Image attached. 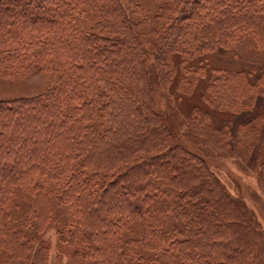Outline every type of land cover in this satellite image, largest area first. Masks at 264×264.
I'll use <instances>...</instances> for the list:
<instances>
[{
    "label": "trees",
    "instance_id": "trees-1",
    "mask_svg": "<svg viewBox=\"0 0 264 264\" xmlns=\"http://www.w3.org/2000/svg\"><path fill=\"white\" fill-rule=\"evenodd\" d=\"M113 1L0 0V74L38 72L53 59L60 63L42 94L0 101V234L7 229L1 213L14 188L39 177L57 188L58 204L72 210L80 228L61 231L60 241L92 264H124L138 244L163 252L168 264H242L239 249H227L238 246L234 241L206 240V212L181 201L183 194L170 188L173 177L139 173L136 165L109 175L95 157L118 129L112 124L100 130L99 120L126 116L115 110L117 98L108 103L99 96L101 90L125 88L126 70L117 63L124 41L103 34L117 33ZM134 15H143L135 4ZM109 20L114 27L106 26ZM168 33L172 50L187 59L227 49L244 35L264 50V0H183ZM263 75L257 84L243 72L218 76L211 91L217 108H252L264 96ZM99 175L106 179L100 182ZM33 191L48 195L43 186ZM135 215L141 240L123 241ZM182 233L188 239L178 241Z\"/></svg>",
    "mask_w": 264,
    "mask_h": 264
},
{
    "label": "rangeland",
    "instance_id": "rangeland-1",
    "mask_svg": "<svg viewBox=\"0 0 264 264\" xmlns=\"http://www.w3.org/2000/svg\"><path fill=\"white\" fill-rule=\"evenodd\" d=\"M134 4L142 16L134 15ZM182 5L183 0L113 1L117 33L103 34L124 41L117 63L126 70L125 88L101 90L99 96L104 102L117 98L115 110L126 116L99 120L100 130L112 124L118 129L95 157L109 175L136 165L139 173L173 177L169 185L183 194L181 201L206 212L203 226L210 244L234 241L238 246L227 249L238 248L242 264H264V96L258 95L252 108L235 112L218 109L211 92L220 75L243 72L257 84L264 74V50L255 49L252 37L244 35L227 49L187 59L172 50L168 33ZM115 24L109 20L106 26ZM59 65L53 59L38 72L0 74V101L42 94ZM99 176L100 182L106 179ZM35 186H43L48 195L35 196ZM57 199V188L39 177L14 188L1 213L7 229L0 234V264H92L60 241L61 231L80 228L72 210ZM140 220L132 217L123 241L140 242ZM186 239V233L177 235L178 241ZM123 262L168 264L163 252L141 244Z\"/></svg>",
    "mask_w": 264,
    "mask_h": 264
}]
</instances>
